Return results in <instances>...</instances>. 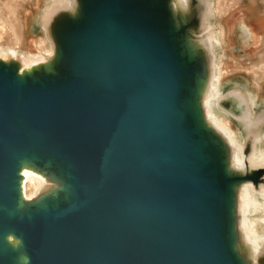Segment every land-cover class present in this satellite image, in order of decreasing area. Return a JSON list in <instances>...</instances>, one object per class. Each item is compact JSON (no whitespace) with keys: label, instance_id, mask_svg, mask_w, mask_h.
Returning a JSON list of instances; mask_svg holds the SVG:
<instances>
[{"label":"water","instance_id":"1","mask_svg":"<svg viewBox=\"0 0 264 264\" xmlns=\"http://www.w3.org/2000/svg\"><path fill=\"white\" fill-rule=\"evenodd\" d=\"M207 9L66 0L44 18L47 60L0 56V264H264L238 224L240 188L264 187L256 134L233 168L203 105ZM215 103L251 123L235 92ZM24 169L43 182L30 198Z\"/></svg>","mask_w":264,"mask_h":264},{"label":"rangeland","instance_id":"2","mask_svg":"<svg viewBox=\"0 0 264 264\" xmlns=\"http://www.w3.org/2000/svg\"><path fill=\"white\" fill-rule=\"evenodd\" d=\"M63 2L66 0H0L1 51L18 54L26 63L49 56L51 43L42 25L45 16L48 17L51 12L49 8ZM215 8L218 11L214 10ZM206 23L207 37L214 56L212 75V84H214L213 92H210L206 100L207 115L216 126L227 133L232 144L239 148L242 147L243 141L244 143L247 141L249 133L256 134L258 138L255 137L257 148L255 153L259 152L260 156L262 152L264 155V0H208ZM245 25L250 33L243 28ZM219 28L222 32V41L218 39ZM45 48H48V54L39 53ZM32 53L34 55L31 56ZM220 68L222 77L219 84H216ZM228 91L235 92L238 98L247 102L251 112L249 125L231 117L215 103L220 94ZM213 115L218 118H223V115L224 119L229 121V126L239 132L232 136L218 124ZM244 189L250 190L258 201H264V187L260 192L254 191L251 186H246ZM244 189L242 196L245 194ZM246 201L243 197V206L249 215L247 231L251 235L255 233L249 223L252 219L256 221V229L262 232H257L255 235L262 236L264 234V224L260 221L262 213L254 211V208L252 209L254 212L250 214L252 206L248 202L244 205Z\"/></svg>","mask_w":264,"mask_h":264},{"label":"bare ground","instance_id":"3","mask_svg":"<svg viewBox=\"0 0 264 264\" xmlns=\"http://www.w3.org/2000/svg\"><path fill=\"white\" fill-rule=\"evenodd\" d=\"M56 2V1H55ZM214 10H217L216 8ZM218 11V10H217ZM22 14V13H21ZM1 21V20H0ZM243 28L248 31V33H250V30L249 28L245 25L243 26ZM212 29V28H211ZM220 29V28H219ZM211 33V32H210ZM206 39L208 41V37H207V30H206ZM218 39L220 41L223 40L222 38V32H221V29L218 30ZM213 40V39H212ZM23 41V40H22ZM209 42V41H208ZM43 46V45H42ZM8 47V46H7ZM11 47V46H10ZM37 47V46H36ZM44 47V46H43ZM11 49V48H10ZM16 49V48H14ZM13 49V50H14ZM51 50V49H49ZM27 52V51H26ZM47 53L48 52V48H45L44 50H42L41 52L39 53ZM17 53V52H16ZM30 53V51H29ZM48 54V53H47ZM7 55H11L13 57L17 56L18 54H15L13 52H4V51H1L0 49V56L1 57H5ZM34 55V53L31 54V56ZM41 55V54H39ZM52 55V50H51V54L49 56H47L46 58L43 57V59L41 60H36V61H33V62H29V63H26L24 61V59L19 55V57L21 58L22 60V65L23 66H27V67H30L31 65H34L36 63H39V62H44L45 60H47L48 57H50ZM27 56V55H26ZM42 57V56H41ZM25 58V56H24ZM221 69V68H220ZM218 69V74H217V77H216V84H219L220 80H221V77H222V69L220 70ZM214 74L213 72V61H212V73H211V77L209 79V85H208V91L207 93L205 94L204 96V100H203V105L205 107V113H206V118L207 120L209 121V123L218 131L220 132L222 135H224V137L226 138V140L228 141V143L231 145V147H233L235 149V153L234 155L232 156L231 158V165L233 168L235 169H239L242 167V161H243V158H242V154H241V148L237 147L236 145H233L232 144V141L229 139V136L227 135V133L223 130V129H220L218 126L215 125V123L213 122V120L210 119V117L207 115V108H206V100L207 98L209 97V94L210 92H213V84H212V75ZM215 89V88H214ZM215 93V92H214ZM218 94V93H217ZM218 96V95H216ZM219 97V96H218ZM211 98V97H210ZM216 98V97H215ZM214 99V98H213ZM209 103V101H208ZM211 103V102H210ZM212 106V105H211ZM215 109V108H214ZM211 110V109H210ZM211 112V111H210ZM213 114V112H211ZM210 115V114H209ZM215 117V120L218 122L219 125H221L222 127H224L227 132L229 134H231L232 136L237 134L239 131H235L233 130V128H231L229 126V121L227 119H224V116L222 115L223 118H218V116L216 117V115H213ZM214 120V121H215ZM243 133V132H242ZM258 135V134H257ZM259 136V135H258ZM255 137H257L255 135ZM264 137V136H263ZM258 138V137H257ZM236 140V139H235ZM239 141V140H238ZM256 141V140H255ZM237 142V141H236ZM258 142V141H257ZM240 146V145H239ZM242 146V145H241ZM257 150V148L255 149V151ZM264 150V149H263ZM261 155L259 156V152L253 154V157L250 159V164L253 165V166H257V165H263L264 164V155H262L263 153L261 152L260 153ZM257 161V163L255 162ZM23 176H24V182H23V192H24V195L25 197H27V195H32V193L36 192L42 185H43V182L42 180L37 176L35 175L32 171H29L27 169H24L23 170ZM28 181V182H27ZM27 182V184H26ZM40 183V185H39ZM25 184H26V193H25ZM39 185V186H38ZM246 186H251L250 184H244L240 190L238 191V212H239V219H238V224H239V229L242 233V237H241V240L242 242L244 243V245H246L249 249V251H254L256 249H259L261 246H262V243H263V240H264V234L262 236H259V235H255V233L259 232L257 229H256V221L255 220H250V226H251V229L255 232L254 234H250L247 230H248V212H247V209H244V206H243V197H244V200L246 201L244 205L247 204H250L252 206V208H250V214L254 211H260L262 213V216L260 218V221L264 224V201L260 202L256 199V197L254 195L251 194V191L250 190H246L244 189V187ZM38 187V188H37ZM252 187V186H251ZM243 189H244V196H242V193H243ZM35 190V191H34ZM262 190V189H261ZM260 190V191H261ZM250 191V192H249ZM259 191V192H260ZM33 193V194H34ZM264 193V192H263ZM262 193V194H263ZM27 194V195H26ZM264 195V194H263ZM262 195V196H263ZM32 197V196H31ZM27 198H30V197H27ZM264 198V197H263ZM248 206H246L247 208ZM250 207V206H249ZM255 208V210H254ZM252 209L254 211H252ZM258 222V221H257ZM249 226V227H250ZM261 232V231H260ZM259 232V233H260ZM258 233V234H259ZM262 233V232H261ZM261 235V234H260ZM252 257L254 258V255L252 254Z\"/></svg>","mask_w":264,"mask_h":264}]
</instances>
